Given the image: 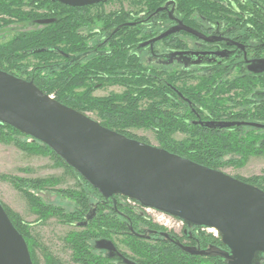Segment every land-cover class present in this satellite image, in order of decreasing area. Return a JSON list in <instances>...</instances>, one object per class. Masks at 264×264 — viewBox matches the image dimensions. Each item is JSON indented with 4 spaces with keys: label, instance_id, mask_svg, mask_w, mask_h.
Segmentation results:
<instances>
[{
    "label": "trees",
    "instance_id": "trees-1",
    "mask_svg": "<svg viewBox=\"0 0 264 264\" xmlns=\"http://www.w3.org/2000/svg\"><path fill=\"white\" fill-rule=\"evenodd\" d=\"M169 1L172 16L188 26H196L199 16L214 18L224 26L222 31L259 33L264 44V0H108L81 9L50 0H0V31L11 26L32 27L0 42V70L32 82L44 94L79 113H94L104 128L127 138L146 143L129 130L150 131L158 148L212 170L242 168L250 158L264 157V130L216 127L224 122V115L264 126V103L248 107L249 79L215 86L213 75L183 77L180 68L161 67L152 61V47L166 46L172 39L167 36L155 46L147 44L168 23L162 9ZM124 2L129 10L122 8ZM111 3L119 8L104 12L103 7ZM142 13L144 20L137 22ZM155 18L160 24L152 22ZM40 20L54 22L37 25ZM110 86L121 87L123 92L93 96L96 90ZM233 107L236 114H232ZM177 134L182 138L176 139ZM0 143L27 155L48 158L75 180L74 189H58L57 178L0 175L22 196L37 223L56 219L74 228L64 243L76 264H124L96 247V242L103 240L116 246V239L131 257L120 249L119 253L135 264H226L218 257L183 252L162 236L166 229L156 225L138 203L129 204L119 195L102 197L49 147L4 123H0ZM236 179L264 191L261 177ZM52 193L65 199L69 208L44 200V195ZM1 205L36 264L34 249L38 246L30 233L31 224ZM204 230L187 229L193 247L221 248L219 238ZM44 264L59 263L45 254Z\"/></svg>",
    "mask_w": 264,
    "mask_h": 264
},
{
    "label": "water",
    "instance_id": "water-1",
    "mask_svg": "<svg viewBox=\"0 0 264 264\" xmlns=\"http://www.w3.org/2000/svg\"><path fill=\"white\" fill-rule=\"evenodd\" d=\"M70 8H87L108 0H50ZM53 20L36 21L46 25ZM182 31L179 25L147 44ZM264 66V60L258 62ZM175 91V90H174ZM0 123L7 124L49 147L104 198L121 196L143 208L181 220L188 228L216 232L223 247L199 250L162 233L183 252L218 257L226 264H262L264 259V191L195 164L144 142L104 128L98 121L55 101L32 82L0 70ZM212 125V123H210ZM244 123H218V129ZM244 125L258 127L255 124ZM96 247L120 259L107 240ZM0 264H33L27 245L0 203Z\"/></svg>",
    "mask_w": 264,
    "mask_h": 264
},
{
    "label": "flooded vegetation",
    "instance_id": "flooded-vegetation-1",
    "mask_svg": "<svg viewBox=\"0 0 264 264\" xmlns=\"http://www.w3.org/2000/svg\"><path fill=\"white\" fill-rule=\"evenodd\" d=\"M162 10H164L162 13L166 12V16L169 20L167 24L161 26L162 31L156 37L182 25L195 31L203 36V38H197L182 31L175 32L168 36L172 37V39L167 42L166 46L158 44V46L152 47L154 48L152 52V61L161 67L171 66L175 69L180 68L183 77L213 75L216 78L215 86L222 85L226 81L247 78L251 82L249 97V102H251V104L248 107L254 106L252 103H256L257 105L264 103V66L258 65L259 61L264 60V44L260 39L261 34L253 32L238 34L230 31H222L224 26H222L217 19L205 18L204 16L196 17V26H188L183 23L182 19L172 16L170 1ZM143 18L144 13L138 15L136 20L137 22H142L144 20ZM152 22L160 24L157 22L156 18L153 19ZM107 35H109L108 32ZM254 36L256 39H254ZM159 42L157 41V43ZM176 42H178V44ZM155 44L156 43H154L153 46H155ZM202 94H205V92L203 91ZM226 97L227 96H225V98ZM233 110L234 112L232 114H236L237 108L233 107ZM233 117L234 116L224 115V117H221V121L224 120V122L220 123L255 124L258 125V127L244 124L239 127H251L264 130L263 125L242 120H232ZM185 227L187 226L183 223L182 232L179 236L169 232H167V234L181 242L182 245L193 247L191 243H182L183 239H186V237L191 241V234L187 231V229L190 228L187 227V229H185ZM211 247L216 246L210 245L208 248ZM221 249L223 248L221 247ZM118 250L119 249H117V251Z\"/></svg>",
    "mask_w": 264,
    "mask_h": 264
},
{
    "label": "rangeland",
    "instance_id": "rangeland-1",
    "mask_svg": "<svg viewBox=\"0 0 264 264\" xmlns=\"http://www.w3.org/2000/svg\"><path fill=\"white\" fill-rule=\"evenodd\" d=\"M122 8L129 10L130 6L127 2L122 4ZM118 4H106L103 7L104 12L114 11L118 9ZM30 26H11L0 31V42L7 41L12 38L15 32L30 29ZM123 89L118 86L105 87L93 93L95 97H107L109 95H120ZM91 119L99 121L94 113L87 114ZM129 133L136 138L142 139L146 144L157 147L154 135L150 131L140 129H130ZM176 139L182 138V135H175ZM228 176L233 178L248 179L251 177H261L264 179V157L250 158L242 168H224L221 170ZM0 175H14L27 179L35 178H57L59 180L58 189H74L76 187L75 180L65 173L61 168L53 166V162L45 157L31 156L22 153L12 145H4L0 143ZM44 200L57 206L69 208L68 202L61 196L56 194L44 195ZM0 202L8 208L16 212L24 221L31 224L30 233L38 247L34 249V257L36 264H44V255H51L59 264H76L71 259V252L66 247L64 239L68 233L74 231L62 225L56 219H49L46 222L37 223V218L32 215L22 196L13 189L8 183L0 179ZM147 215V214H146ZM148 216V215H147ZM154 222V221H153ZM160 226L158 223L154 222ZM173 235H181V229H166ZM205 233L213 235V232L204 230ZM116 239L115 243L127 256L131 257L129 251L123 247ZM182 243H191L188 239H183Z\"/></svg>",
    "mask_w": 264,
    "mask_h": 264
},
{
    "label": "built area",
    "instance_id": "built-area-1",
    "mask_svg": "<svg viewBox=\"0 0 264 264\" xmlns=\"http://www.w3.org/2000/svg\"><path fill=\"white\" fill-rule=\"evenodd\" d=\"M129 204L134 205L133 202L128 200ZM144 212L152 219V221L158 223L160 226H162L165 229H181L183 228V223L181 220L176 219L174 217H171L169 215L157 212L155 210L149 209V208H143ZM209 230V229H206ZM213 232V236H217L216 232L209 230Z\"/></svg>",
    "mask_w": 264,
    "mask_h": 264
},
{
    "label": "bare ground",
    "instance_id": "bare-ground-1",
    "mask_svg": "<svg viewBox=\"0 0 264 264\" xmlns=\"http://www.w3.org/2000/svg\"><path fill=\"white\" fill-rule=\"evenodd\" d=\"M213 231V230H212Z\"/></svg>",
    "mask_w": 264,
    "mask_h": 264
}]
</instances>
